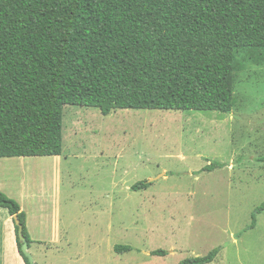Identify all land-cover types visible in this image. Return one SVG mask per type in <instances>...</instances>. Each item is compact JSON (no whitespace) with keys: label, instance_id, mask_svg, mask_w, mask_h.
<instances>
[{"label":"trees","instance_id":"16d2710c","mask_svg":"<svg viewBox=\"0 0 264 264\" xmlns=\"http://www.w3.org/2000/svg\"><path fill=\"white\" fill-rule=\"evenodd\" d=\"M248 68H264V0H0V158L61 156L65 106L230 115ZM0 208L29 264L14 219L31 249L26 214L2 192ZM262 213L264 202L239 237ZM221 250L179 264H212Z\"/></svg>","mask_w":264,"mask_h":264},{"label":"rangeland","instance_id":"374dc122","mask_svg":"<svg viewBox=\"0 0 264 264\" xmlns=\"http://www.w3.org/2000/svg\"><path fill=\"white\" fill-rule=\"evenodd\" d=\"M234 86L230 115L64 107L74 258L82 225L93 232L74 264H179L218 247L212 264H264V213L239 237L264 202V68L235 73ZM212 162L225 167L204 172ZM141 181L150 188L133 191ZM118 245L134 250L117 254ZM158 249L169 254L152 256Z\"/></svg>","mask_w":264,"mask_h":264},{"label":"crops","instance_id":"0c3cea01","mask_svg":"<svg viewBox=\"0 0 264 264\" xmlns=\"http://www.w3.org/2000/svg\"><path fill=\"white\" fill-rule=\"evenodd\" d=\"M62 155L0 158V192L15 200L26 214L33 240L30 251L37 264L80 263L87 250L84 247L93 239L92 227L83 224L80 238L75 240L80 257L74 258V182L63 185L69 160ZM68 172L72 174L71 169ZM62 198H66L65 206ZM0 264H26L13 218L5 208H0Z\"/></svg>","mask_w":264,"mask_h":264},{"label":"water","instance_id":"95a60500","mask_svg":"<svg viewBox=\"0 0 264 264\" xmlns=\"http://www.w3.org/2000/svg\"><path fill=\"white\" fill-rule=\"evenodd\" d=\"M152 183V181L150 182ZM15 223L19 227V238L22 243V252L24 256L28 259L29 264H37L32 252L30 251V246L25 238V236L22 233V225L18 217H15Z\"/></svg>","mask_w":264,"mask_h":264}]
</instances>
